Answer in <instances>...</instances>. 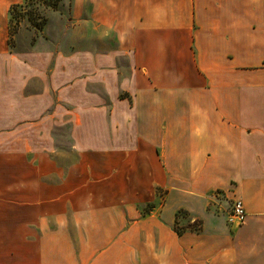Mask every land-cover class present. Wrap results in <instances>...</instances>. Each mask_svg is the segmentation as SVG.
I'll return each instance as SVG.
<instances>
[{
  "label": "crops",
  "instance_id": "1",
  "mask_svg": "<svg viewBox=\"0 0 264 264\" xmlns=\"http://www.w3.org/2000/svg\"><path fill=\"white\" fill-rule=\"evenodd\" d=\"M20 1L0 0V20ZM72 10L83 34L127 52L126 96L70 112L65 125L96 126L75 146L92 166L59 183L33 152L0 151V264H264V0ZM85 63L89 79L119 78L114 59ZM235 200L240 226L227 224ZM178 214L198 230L177 234Z\"/></svg>",
  "mask_w": 264,
  "mask_h": 264
},
{
  "label": "rangeland",
  "instance_id": "2",
  "mask_svg": "<svg viewBox=\"0 0 264 264\" xmlns=\"http://www.w3.org/2000/svg\"><path fill=\"white\" fill-rule=\"evenodd\" d=\"M30 8H36L38 17L45 19L42 28L23 20L11 38L9 16L0 20V151L33 152L39 157L41 171L55 173L51 180L59 183V174L92 166L91 160L78 163L79 155H87L88 149L79 151L75 146L84 141L93 145L96 136V126H67L66 119L81 100L95 95L109 99L110 94L102 91L118 87L119 97L126 96L128 54L114 51L111 42L116 50L122 45H116L110 36L104 41L102 36L83 34L72 0H60L56 9L40 3ZM105 59L118 62L113 68L117 81L89 79L94 70L85 61ZM101 69L109 76L107 68ZM177 219V228H184L179 214Z\"/></svg>",
  "mask_w": 264,
  "mask_h": 264
},
{
  "label": "trees",
  "instance_id": "3",
  "mask_svg": "<svg viewBox=\"0 0 264 264\" xmlns=\"http://www.w3.org/2000/svg\"><path fill=\"white\" fill-rule=\"evenodd\" d=\"M22 4L13 5L9 9V26H8V35L9 37H13L14 34L17 33L21 22L26 20L30 25H32L36 29H40L43 27L45 23V19H40L38 15L35 13L36 8H30L34 3H40L41 5L56 9L58 7L60 0H21ZM25 3V4H24ZM27 8V9H26ZM28 9H31L28 11ZM179 213V212H178ZM186 229H190L192 231H197V225L187 226L185 228H177V224L175 225V231L177 234H181Z\"/></svg>",
  "mask_w": 264,
  "mask_h": 264
},
{
  "label": "built area",
  "instance_id": "4",
  "mask_svg": "<svg viewBox=\"0 0 264 264\" xmlns=\"http://www.w3.org/2000/svg\"><path fill=\"white\" fill-rule=\"evenodd\" d=\"M245 217L243 203L240 200L233 201L231 212L227 218V224L230 226H240L243 224Z\"/></svg>",
  "mask_w": 264,
  "mask_h": 264
}]
</instances>
